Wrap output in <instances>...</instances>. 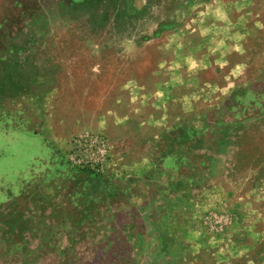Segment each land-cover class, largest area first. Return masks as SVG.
Masks as SVG:
<instances>
[{
    "label": "rangeland",
    "instance_id": "1",
    "mask_svg": "<svg viewBox=\"0 0 264 264\" xmlns=\"http://www.w3.org/2000/svg\"><path fill=\"white\" fill-rule=\"evenodd\" d=\"M205 2L0 0V264H264V2L227 83L174 62Z\"/></svg>",
    "mask_w": 264,
    "mask_h": 264
},
{
    "label": "crops",
    "instance_id": "2",
    "mask_svg": "<svg viewBox=\"0 0 264 264\" xmlns=\"http://www.w3.org/2000/svg\"><path fill=\"white\" fill-rule=\"evenodd\" d=\"M205 1V8L194 11L188 19L186 18L180 26L173 30L174 34L177 32L181 34L183 37L181 44L184 45L179 54V50L175 52L174 62L184 68L185 73L195 72L198 76L213 73L216 78L224 79L226 83L234 82L245 74L248 67L243 59L249 51L247 46L249 25L251 23L256 26L263 24L262 15L257 12L252 18L254 21L250 22L247 17L249 12L246 0ZM262 1L264 2V0ZM245 3L246 6H244ZM261 27L260 29H264V26ZM182 74L181 71L180 77L185 79L187 74ZM202 82L218 86V81ZM172 83L174 80L172 81L170 78L160 81V86L163 85L164 90L166 89L165 92H169ZM186 96H192V93ZM237 249V253L233 257L246 255L247 251L244 247L241 249L238 246ZM227 253L230 252L214 253V255H217L218 258L229 259V256L225 255ZM214 259V264H217V258Z\"/></svg>",
    "mask_w": 264,
    "mask_h": 264
},
{
    "label": "trees",
    "instance_id": "3",
    "mask_svg": "<svg viewBox=\"0 0 264 264\" xmlns=\"http://www.w3.org/2000/svg\"><path fill=\"white\" fill-rule=\"evenodd\" d=\"M91 2V1H88ZM14 73L13 74H8L4 77H7L8 80H1L0 79V94L4 93V92H8L9 96L7 97H16L17 96V92L19 89H22L23 86H26V84L22 81H17L13 79ZM24 91V89L22 90ZM194 137V136H192ZM198 147V146H197ZM196 147V148H197ZM93 182H96V180H93ZM98 182L95 184V186H98Z\"/></svg>",
    "mask_w": 264,
    "mask_h": 264
}]
</instances>
